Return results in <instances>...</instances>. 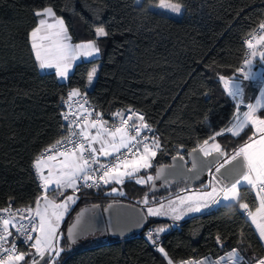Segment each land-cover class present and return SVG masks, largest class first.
Listing matches in <instances>:
<instances>
[{
    "label": "trees",
    "instance_id": "trees-1",
    "mask_svg": "<svg viewBox=\"0 0 264 264\" xmlns=\"http://www.w3.org/2000/svg\"><path fill=\"white\" fill-rule=\"evenodd\" d=\"M158 1L0 0V208L31 205L41 197L34 161L67 134L61 110L72 89L86 93L110 123L118 110L131 106L160 132V149L151 168L123 183L82 185L63 192L76 193L77 201L62 223V251L54 264H168L169 260L177 264L218 260L233 249L252 261L264 257V243L247 211L239 207L244 202L254 210L258 204L255 190L246 185L239 189V202L221 204L177 225L148 216L143 231L122 238H87L73 245L67 239V226L81 207L126 201L145 210V205L186 190L207 188L206 182L196 187L178 182L151 190L150 182L136 181L154 177L156 168L171 156L187 154L228 128L234 118L236 102L219 77L243 76L238 69L248 54L245 38L264 20V0H171L184 8L180 18L151 9ZM47 7L63 19L74 43L95 40L100 49L98 58L76 63L66 81L54 71L42 72L31 46V31L40 20L35 13ZM97 27L108 35L96 37ZM95 65H99L95 80L88 87V72ZM252 133L249 126L239 136L228 132L216 136L215 142L227 154L219 164ZM114 188L120 192L113 193ZM160 227L165 228L160 247L166 256L149 235L151 228ZM32 259L27 256L22 264ZM50 261L53 264L51 256L47 264Z\"/></svg>",
    "mask_w": 264,
    "mask_h": 264
},
{
    "label": "snow or ice",
    "instance_id": "snow-or-ice-1",
    "mask_svg": "<svg viewBox=\"0 0 264 264\" xmlns=\"http://www.w3.org/2000/svg\"><path fill=\"white\" fill-rule=\"evenodd\" d=\"M159 7L167 8L174 13L181 11L179 3H168L166 0H161ZM35 15L44 17L39 20L38 25L32 29L30 34L31 46L40 68L55 67L59 76L67 77L71 62L77 58L78 54L93 56L99 53L100 49L95 40L75 45L71 44V37L68 35L63 19L56 18L55 23H48L46 17L55 18V12L51 7L37 11ZM258 27L260 32L264 33V22H261ZM95 35L96 37H104L108 35V32L103 27H97ZM245 43L249 52L244 60V65L248 68V72L244 73V79H249L253 59L258 56L261 61H264V34L253 36L252 33H249V38L245 40ZM96 71L97 69L93 68L88 72L89 84L94 79ZM238 71H243V69H238ZM219 80L223 83L224 90L229 96L236 98L241 94L240 85L236 84L231 77L221 75ZM78 95H80L79 90L73 89L69 93V99ZM80 107L85 114L73 121L78 130H74L69 125V135L65 138L66 142L71 144L72 147L70 149L66 148L65 151H57L59 146L65 144V139L57 140L55 144L50 145L37 156L34 161V167L39 174V178L44 181L45 189L52 184L57 189H76L78 181H83L86 187L99 186L100 181L104 184L113 180L116 183H123L124 177L133 176L141 168L148 169L152 167L151 161L159 151L160 143L158 137L151 138L149 142L150 138L147 135H142L145 130L152 131L151 125L147 123L143 114L132 112L129 109L128 111L138 121V123H129L132 116L125 119L123 113L118 112L115 115L122 117L120 126L108 127V122L103 120L102 113H96L95 118L89 121L88 117L92 116V112L84 109L83 105ZM247 109L242 116L236 117L235 123L231 127L216 132L215 135L210 136L202 144L193 148L192 152L198 151L203 153L205 157L211 156L213 152L220 156H226L227 154L222 151L221 145L214 142L216 136L223 135L224 131L231 133L233 136H239L246 127L250 126L253 129L252 136L248 138V141L239 150L235 151L230 158H226L224 163L216 167V172L220 173L225 164H230L238 157L242 158V162L231 170L230 182L221 184L219 189L210 184L211 192L201 193V196L212 199L214 203H219L220 200L216 199V196L222 194L225 201L239 202L238 186L242 183L250 186L256 192L258 204L254 210L250 209L249 204L244 202H240L239 207L247 211L249 218L259 231L261 240H264V118L258 114L259 111L264 110V93L255 105L248 104ZM64 118L67 120L68 116L65 115ZM80 120H83V124L79 123ZM92 129L96 130L95 133L91 131ZM72 137H79V140L72 139ZM210 141H213V143L210 144ZM96 145H99V147H96ZM136 153H139V155H136ZM130 154L135 158L129 159ZM57 156H61L63 159L59 162L55 178L53 179L55 165L48 168L47 176L43 175V168L47 166V161H55ZM100 156L112 157L113 162L101 163ZM180 158L183 159V157ZM93 165H98V168H93ZM100 170H102V174L98 176L91 174ZM153 179L154 177L149 175L146 178L137 179L136 182L142 184ZM214 179L216 178L214 177ZM217 183H220V181H217ZM113 191H116V189H113ZM179 199L181 203L185 202V198L180 197ZM69 202L74 203L73 196H68L65 200L57 203L55 197L50 199L45 195L43 210L40 208L39 198L36 201L35 209L29 206L26 209H18L15 214L12 213L10 207L0 209V212L8 214L7 217L0 216V264H20L26 256L33 257L31 264H40V261L47 264L45 257L51 256L54 264V258L58 257L60 251H62V249L55 248L54 241L58 234L57 228L64 213L68 211ZM144 203H148L147 198H145ZM162 207L163 205H161ZM189 210L199 211V207H190ZM22 212H27L30 215H19ZM33 212L34 215H31ZM148 214L160 215L161 212L158 209L148 208ZM25 219L28 220L27 224L20 222ZM12 229H15L16 233L23 237L24 243L32 241L30 247L35 250L34 253L18 251L15 241L9 240V237L13 235ZM156 231L160 232L164 229L161 228ZM32 233H38V235L33 236ZM69 235L72 236L71 231ZM149 235L151 238V233ZM217 241L220 242L219 237H217ZM159 251L164 253L163 248H160ZM164 254L167 255V253ZM35 256H39L40 261H37ZM237 258L238 251L233 249L227 253L226 257L221 256L216 264H221L225 260L229 264H236ZM168 264H173V262L169 260ZM180 264H204V261L188 260L181 261ZM254 264H264V257L258 258Z\"/></svg>",
    "mask_w": 264,
    "mask_h": 264
},
{
    "label": "water",
    "instance_id": "water-1",
    "mask_svg": "<svg viewBox=\"0 0 264 264\" xmlns=\"http://www.w3.org/2000/svg\"><path fill=\"white\" fill-rule=\"evenodd\" d=\"M222 159L223 156L215 152L205 157L203 153L192 150L187 154L171 156L167 163L156 168L150 188L151 190L163 188L172 182H183L189 187H196L207 182L210 173H215L225 184H228L231 170L242 162V158L238 157L230 164H225L220 173H217L216 167ZM147 224L148 214L139 205L126 201H114L106 205L90 204L78 210L67 226L66 236L70 245L87 238L100 239L108 236L122 238L143 231ZM48 258L49 256H46L45 260L47 261ZM37 261H40V258ZM40 264L45 262L40 261Z\"/></svg>",
    "mask_w": 264,
    "mask_h": 264
},
{
    "label": "rangeland",
    "instance_id": "rangeland-1",
    "mask_svg": "<svg viewBox=\"0 0 264 264\" xmlns=\"http://www.w3.org/2000/svg\"><path fill=\"white\" fill-rule=\"evenodd\" d=\"M136 1H137V3H140L141 2V0H136ZM160 2H161V0H159L155 4L150 5V8L153 9V10H155V11L162 12V13H164L166 15H169V16H172V17H176V18H180L183 15L184 8H183V6L181 4H180L181 5V11L179 13H174V12L170 11L167 8H161V7H159ZM166 2H168V3H177V2H174V1H171V0H166ZM40 18H44V17H40ZM56 18H59V17H57V16H55V18H53V17H46V19H49V21H51L52 23H55V19ZM98 67H99V65H95L93 68L98 69ZM262 71L263 72H261V74H259L256 79H254L253 81L250 82L251 84H253L258 89L257 95H253L252 96V100H253V103L252 104L253 105L256 104V101L257 100L261 99V95H262V93H264V69ZM95 76H96V74H95ZM94 80H95V77L92 80L91 84H89V82H88V87H91L93 85ZM245 111H247V110H237L236 113H235V115H234V118L232 119V121H231V123L229 125V127H231L232 124L235 123L236 117L237 116H242L243 112H245ZM261 111H264V110H261ZM261 111H259L258 114L261 115L262 118H264V115L261 113ZM226 132L227 131H224V133H226ZM211 143H213V142H211ZM215 143H217V142H215ZM214 177L216 179H214ZM138 179H140V178H138ZM152 181H149V182L152 183ZM217 181H220V183H217ZM110 183H115V182H110ZM210 184L212 186L216 187L217 189H219L220 186H221V184H225V183L215 173H210V177H209V179L207 180V182L205 184L207 186V191H209V192H211V190H212V188L209 187ZM244 185L248 186L247 184L242 183L240 186H238V189H240V187L241 186H244ZM80 186H82V185H80ZM43 187H44V185H43ZM114 189H116V191H113L112 190L113 193L116 194V193H119L120 192L118 190V188H114ZM154 190H156V189H154ZM45 195H47L50 199L53 198V197H55L57 203L65 200V198L68 197V196H73L74 197V203L73 202H69L68 210L77 201V195L74 192L63 193V194H55V193H49V194H47V193H45L44 195H42L39 198L40 199V208H41V210H43V208L45 206V204H44V196ZM190 195L189 194H184L183 192H181V193H179V194H177V195H175V196H173V197H171L169 199H166L164 201L158 202L157 204L145 205L146 213L148 214V208H153L154 210L158 209L161 212L160 215H149L148 214V216L162 217V218L172 219L174 221H180L182 218H184V217H181L182 216L181 214L184 213V212H186V211H188V208H189V204H188L189 199L188 198H189ZM180 197L185 198V202L184 203H181V201L179 199ZM190 197H192V196H190ZM195 199H197V197H195ZM205 199L208 202H211L212 203V206L210 207L209 210H211L213 208H216V207H218L221 204H232V203H236V201H231V200L225 201V200H223L222 194L216 196V199L220 200L219 203H214L212 199L207 198V197H205ZM161 205H163L162 208H161ZM67 212L64 213L63 218L59 221V224H58V228H57V233L58 234H57V236L55 238V241H54L55 248L56 249H60V246L59 245H60V240H61V237H62L61 227H62V223H63V221H64V219H65V217L67 215ZM195 214L196 213H194V211H193L191 213V216H195ZM177 217H179V218H177ZM161 228L165 229L164 227L154 228V229L151 228L152 229V232H150L153 241H155V243H157L156 244L157 249H160L161 248L159 241H160V233L162 231L157 232L156 230L157 229H161ZM30 250L32 251V248ZM238 256L240 258V261H238L239 260V258H238L236 264H254V262H255V261H252L251 259H245V258H243L242 255L239 252H238ZM194 261H204V264H216V262H213L211 259H208V260H206V259H199V260H194ZM49 264H51V261H50ZM221 264H229V262L227 260H225V261H222Z\"/></svg>",
    "mask_w": 264,
    "mask_h": 264
},
{
    "label": "built area",
    "instance_id": "built-area-1",
    "mask_svg": "<svg viewBox=\"0 0 264 264\" xmlns=\"http://www.w3.org/2000/svg\"><path fill=\"white\" fill-rule=\"evenodd\" d=\"M262 22H264V20H263ZM258 26H259V24H258V25L256 26V28L251 32L253 36H258V35H260V34H264V33H261V32H260ZM248 38H249V34L247 35V37L245 38V40L248 39ZM245 44H246V43H245ZM246 47H247V45H246ZM247 50H248V48H247ZM248 52H249V50H248ZM241 69H243V71H240V73L244 76V73L247 72V71H246V67H245L244 64H243V66L241 67ZM72 90H73V89H72ZM72 90H70V92H71ZM78 90H79V89H78ZM70 92H69V93H70ZM79 92H80V95H78V96H76V97H72L71 99H69V95H68V98H67V100L65 101L64 106H63V108H62V110H61V116H62L63 121H64V123H65V125H66V127H67V134H66L64 137H62L61 139H59V140H62V139H65V138L68 137V135H69V125H71L72 128H73L74 130H78V129H77V125H76L75 123H73V121L76 120L78 117H81V116H83V115L85 114L84 111H83V109H81V107H80L81 105L84 106V109H87L88 111L92 112V116H91V117H88L89 121H90L91 119L95 118V114H96V113H102L101 111H98V110L95 108V106L90 102V100H89V98H88V96H87L86 93H83V92H81L80 90H79ZM248 104H250L249 101H242V102H239V103H238V106H239L240 108H247V105H248ZM129 109H131L132 112L139 113V114H143L144 117H145V120L147 121L146 116H145V114H144L142 111H140V110L137 109V108L131 107V106H129V107L125 108V109H122V110H118L116 113H118V112H119V113H123V118L127 119L129 116H132V113L128 111ZM65 115L68 116V119H67V120L64 118ZM121 119H122L121 116H117V115H115L114 121H113L112 123H110V122L107 121V122H108L107 126H108V127H118V126H120ZM103 120H105L104 117H103ZM105 121H106V120H105ZM79 123H80V124H83V120H80ZM129 123H138V121H136V117H135V116H132V119L129 121ZM147 123L150 124L148 121H147ZM150 125H151V129H152V131H147V130H145V132L142 133V135H147V136L150 138V139H149V142L151 141V138H153V137H158V138H159V143H160V132L158 131V129H157L154 125H152V124H150ZM72 139L79 140V137H72ZM53 144H55V143H53ZM53 144H52V145H53ZM48 147H49V146H48ZM48 147H46L45 149H47ZM71 147H72V145H71V144H68V143L66 142V139H65V144L59 146V148L57 149V151H65L66 148H67V149H70ZM45 149H44L43 151H41L40 154L43 153V152L45 151ZM122 151H123V150H122ZM141 151H142V148H141ZM40 154H39V155H40ZM50 154H55V153H50ZM39 155H38V156H39ZM136 155H139V153H136ZM59 157H61V156H57V158H59ZM134 158H135V157H134L133 155H131V154L129 155V159H134ZM99 160H100L101 163H105V164L110 163V162H113V161H112V157H104V156H100V157H99ZM152 160H153V159H152ZM151 163H152V161H151ZM92 167H93V168H98V165H93ZM142 169H143V168H141L140 170H142ZM140 170H139V171H140ZM121 171H123V169H121ZM139 171H138V172H139ZM35 172H36V174L38 175V178H39V174H38L36 168H35ZM138 172L134 173L133 176H130V177L126 176V177H124V178H123V181H125V180L128 179V178H132V177H134ZM91 174L94 175V176H98V175L102 174V170H100L99 172H93V173H91ZM39 181H40V185L42 186V189H43L44 181H42L40 178H39ZM111 182H115V181L113 180V181H111ZM89 183H91V181H89ZM102 183H103V182L100 181V182H99V185H102ZM115 183H116V182H115ZM80 185H84L83 181H78V182H77V186L79 187ZM95 186H96V185H94V186H92V187H95ZM65 189H69V188H65ZM255 193H256V192H255ZM41 195H42V194H41ZM36 201H37V200H36ZM29 206H31L33 209H35V207H36V202H35L34 204H31V205H25V206H15V205H13V204H8V205H6L5 207H2V208H0V209L6 208V207H10L12 213L15 214V213L17 212L18 209H26V208H28ZM7 215H8L7 213L0 212V216L7 217ZM19 215H21V216H28V215H30V214L27 213V212H22V213H19ZM31 215H34V212H33ZM17 219H18V217H17ZM20 222H22V223H24V224H27V223H28V220L25 219V220L20 221ZM12 232H13V235H12V237H9V240H10V241H13V240L15 241V243H16V245H17V249H18V251H24V252H26V253L30 252V251H31V250H30V249H31L30 245H31L32 241H29V242H27V243H24V242H23V237H22V236H19V235L16 233V230H15V229H12ZM150 232H152V229L149 230V233H150ZM32 235H33V236H36L37 233H32ZM151 239H152V237H151ZM152 241H153V239H152ZM153 242H154L155 245L157 244V243H155V241H153ZM159 242H160V241H159ZM26 257H27V256H26ZM25 260H26V258H25ZM25 260H24V261H25ZM24 261L20 262V264H22Z\"/></svg>",
    "mask_w": 264,
    "mask_h": 264
},
{
    "label": "crops",
    "instance_id": "crops-1",
    "mask_svg": "<svg viewBox=\"0 0 264 264\" xmlns=\"http://www.w3.org/2000/svg\"><path fill=\"white\" fill-rule=\"evenodd\" d=\"M47 21H48V23H52L51 21H49V19H47ZM64 25L66 26L65 23H64ZM66 28H67V26H66ZM67 31H68V28H67ZM68 35L70 36L69 31H68ZM70 43L73 44V45L78 44V43H74L72 41V39H71ZM81 43H83V42H81ZM99 56H100V51H99L98 54H94L93 56H84V55H79L78 54L77 58L71 62V67L69 68L67 77H61V76H59L57 74L58 77H59V79L61 81H66L67 78H68V76H69V74L72 72L75 64L78 63L79 61L93 59V58H98ZM38 65H39V62H38ZM39 68H40V66H39ZM263 69H264V61H261L259 59V57L257 56L256 58L253 59L252 66H251V74H250V78L249 79H244V76H241L239 79H236V78L233 79L234 82L236 84H239L240 85V88H241V94L239 96H237L236 98H233L232 97L233 100L236 102V107H237L236 111L237 110H248L247 108H240L238 106V103L241 102V101H249L250 104L253 103L252 96L253 95H257L258 89L253 84H251L250 82L253 81L254 79H256L258 77V75L261 74V72H263L262 71ZM40 70L42 72H51V71H54V72L57 73V70H56L55 67L43 68V69L40 68ZM246 71L248 72V68L247 67H246ZM91 131L93 133H95L96 130L95 129H92ZM96 147H99V145H96ZM62 159H63V157H59V158H56L55 161H47V166L43 168V175L47 176L48 175V168L51 167L52 165H55L56 167L53 168V173H54L53 179H54L55 178V172H56L57 168H59V162ZM102 184H104V183H102ZM77 189H78V186L76 187V189H73V188H69V189H65V188L57 189L56 186L54 184H52L47 189H45V187H43L42 195H44L45 193H47V194H49V193L59 194V193H63V192L68 191V190H77ZM204 192H209V191H207V188H196V189L186 190V191L183 192L184 194H189V195L191 194L190 196H192V197L189 196V198H190L189 199V202H188L189 208L190 207L191 208L199 207V211L189 210V208H188V211H186V212H184V213L181 214L182 215L181 217H184V218H182L180 221H174L172 219H168V220L171 221L172 225H177L179 222H181L184 219L198 216V215H200V214H202V213H204V212H206V211H208L210 209V207L212 206V203L211 202H208L205 199V197H202L201 196V193H204ZM195 197H197V199H195ZM193 211H194V213H196L195 216H191V213ZM165 219H167V218H165ZM253 225L256 228V225L255 224H253ZM256 230H257V232L259 234V231H258L257 228H256ZM37 235H38V233H37ZM262 242L264 243V240H262ZM32 251H35V250L32 249ZM226 256L227 255H225V257ZM238 258H239V256H238ZM205 259L208 260V258H205ZM218 260H212V261L213 262H216ZM238 261H240V258H239ZM173 264H175V263H173ZM177 264H180V263H177Z\"/></svg>",
    "mask_w": 264,
    "mask_h": 264
},
{
    "label": "flooded vegetation",
    "instance_id": "flooded-vegetation-1",
    "mask_svg": "<svg viewBox=\"0 0 264 264\" xmlns=\"http://www.w3.org/2000/svg\"><path fill=\"white\" fill-rule=\"evenodd\" d=\"M172 183H178V182H172ZM172 183H170V184H172ZM169 184V185H170ZM168 186V185H167ZM166 187V186H165ZM164 188V187H163ZM162 188H158V189H156V190H161ZM39 259V258H38ZM28 263H31V262H28Z\"/></svg>",
    "mask_w": 264,
    "mask_h": 264
}]
</instances>
